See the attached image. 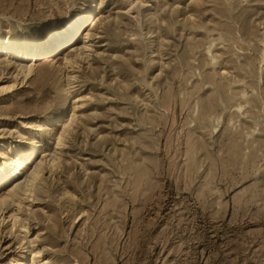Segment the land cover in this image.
<instances>
[{
  "label": "rangeland",
  "instance_id": "1",
  "mask_svg": "<svg viewBox=\"0 0 264 264\" xmlns=\"http://www.w3.org/2000/svg\"><path fill=\"white\" fill-rule=\"evenodd\" d=\"M88 1L0 0V37L34 43ZM98 2L89 49L82 30L27 77L1 64L0 165L32 139L22 162L43 163L0 212V264H264V0Z\"/></svg>",
  "mask_w": 264,
  "mask_h": 264
},
{
  "label": "bare ground",
  "instance_id": "2",
  "mask_svg": "<svg viewBox=\"0 0 264 264\" xmlns=\"http://www.w3.org/2000/svg\"><path fill=\"white\" fill-rule=\"evenodd\" d=\"M88 3H86V5L83 6V8H81L80 10H77L73 14L67 16L60 24L55 25L51 29L47 30L44 37L34 43H29L26 39H23L21 42L16 43L11 39V37H0V67L3 63H5L6 65H10V63L13 62L15 70L23 73L24 76L27 77L33 72L34 67L38 63L37 59L35 58L43 57L42 55H45L46 53H48V57H50L54 52L60 50L62 46H67L72 38L82 30V32H84L85 30L86 33L81 37V43L83 44L81 50L89 49L88 44L90 43V41H92L94 27L89 30H86V27L98 16L99 2L98 0H90L88 1ZM53 32L56 33L58 39L55 43H50L45 40V37H50ZM71 52H74L71 55H74L75 58L79 57V54H77V50H72ZM25 56L32 57L34 62L33 60H31L32 64L29 65V60L24 59ZM19 57L22 59L21 61L20 59H18ZM13 58H15V60ZM64 60L65 65L72 63V58H69V55ZM0 72H2L1 69ZM74 108L75 106L72 108L71 114ZM240 108L241 106L239 107V109ZM66 114V109H63L58 111L56 121H54L50 117H47V119L45 120V128L48 130V135L54 132V126L59 124L60 120L64 118ZM74 122L75 117L74 115H72L69 118V122L67 124H61V130L57 137L59 143L63 141L64 137L66 136ZM39 144L40 141H35L34 139H32L26 144V146L15 148L14 150L17 154L13 157L8 158L0 165V185L10 183L13 174H10L11 171L15 170L14 174L18 175L20 174V172H18L17 169H28L23 181L13 184L8 189V191L0 194V212H3L10 205V203L19 206L22 202L23 196H30L31 198H35L41 192V172L43 161L40 160L34 163L33 167H28L27 165L24 166L22 162L23 160L30 158L31 155H34L35 149L39 146ZM11 217L14 221L17 218L16 215H12ZM19 226H21V228L26 227L23 226V224H20ZM29 263L41 264L40 262L35 261L34 258H32L29 262L26 255H23L20 259L15 260L12 264Z\"/></svg>",
  "mask_w": 264,
  "mask_h": 264
},
{
  "label": "snow or ice",
  "instance_id": "3",
  "mask_svg": "<svg viewBox=\"0 0 264 264\" xmlns=\"http://www.w3.org/2000/svg\"><path fill=\"white\" fill-rule=\"evenodd\" d=\"M58 37L55 32L50 37H45V40L50 43H55L57 41Z\"/></svg>",
  "mask_w": 264,
  "mask_h": 264
}]
</instances>
